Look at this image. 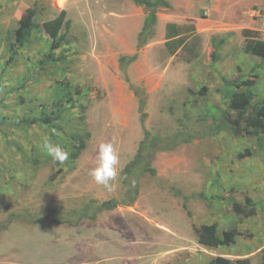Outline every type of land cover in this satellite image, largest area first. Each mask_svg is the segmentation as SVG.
<instances>
[{
  "label": "rangeland",
  "instance_id": "374dc122",
  "mask_svg": "<svg viewBox=\"0 0 264 264\" xmlns=\"http://www.w3.org/2000/svg\"><path fill=\"white\" fill-rule=\"evenodd\" d=\"M261 2L243 3L241 10L240 4H231L219 12L203 10L196 0L160 7L157 16L184 28L193 24L194 16L221 22L220 29L195 33V38L190 37L194 31L185 29L186 45L171 54L163 40V23L159 29L155 23L154 33L136 48L141 9L134 6L126 12L128 3L123 0H0V119L4 118L0 121V227L13 223L0 237V264H208L216 255L229 258L231 264H237L238 258L264 264V137L259 141L256 136L235 135L228 124L216 135L207 133L228 105L222 77L253 79L255 99L264 98V60L244 54L240 36L241 29L250 28L264 38ZM34 3L38 23L59 10H65L70 20L65 43L52 51L65 60L44 69L40 60L50 41L42 30L35 31L31 42L8 61L18 19ZM217 32L233 35L212 61L209 35ZM135 52L138 58L126 66L130 71L126 73L139 84L130 86L119 57ZM56 80L75 84L81 91L59 128L16 123L36 113L40 105L53 103ZM134 86L143 90V124L150 135L171 140L179 132L186 138L155 152L150 163L155 172L139 175L136 198L123 205L121 170L143 136ZM202 88L204 93L199 92ZM73 132L84 133L85 147L76 159L54 163L41 149L43 139L70 152ZM106 141L114 144L120 157V173L111 191L89 175L98 145ZM110 198L118 200L117 207L100 211L93 219H77V212L89 201L96 204ZM233 201L245 211L235 212ZM51 209L69 222L53 221L47 211ZM200 222H215L219 231L236 228L241 234L229 246L206 247L198 243L192 228ZM70 226L83 231L82 227L85 233L70 234ZM100 226L108 229L107 241L104 236L101 240L104 254L91 249L89 241L87 252H82L88 234H95ZM56 247L63 250L62 258L52 257Z\"/></svg>",
  "mask_w": 264,
  "mask_h": 264
},
{
  "label": "trees",
  "instance_id": "16d2710c",
  "mask_svg": "<svg viewBox=\"0 0 264 264\" xmlns=\"http://www.w3.org/2000/svg\"><path fill=\"white\" fill-rule=\"evenodd\" d=\"M134 4L140 5L144 8L146 14L142 27L137 34V48H140L148 38L154 33V25L157 19L156 12L160 7H169V2L167 0H132ZM37 14V7L35 3L27 7L20 15L17 26L13 32V45L11 48V54L8 61L15 58V53L18 48L27 45L31 42L32 34L35 31L42 30L43 34L49 39L48 51L44 53V58L40 60V67L44 69L45 66H51L55 61H64L65 57L59 55L55 56L52 51L54 49L60 48L64 43V33L70 24V20L66 18L65 10H60L57 15L53 18L43 20L41 23L35 21V16ZM172 27L167 33V37L176 36L172 39L174 41V46H168L170 48L171 54L184 42V37L181 36L179 29L175 24H168ZM242 36L244 37V43L242 50L249 52L253 55H257L261 59H264V40L258 37V32L249 28H244L242 30ZM212 37V44L215 46V37ZM169 43V42H168ZM169 45V44H168ZM175 47V48H174ZM184 45L182 46V48ZM136 55L130 56H120L119 64L120 68L123 69L128 63L135 59ZM215 58V55H212ZM227 91L226 96H228V105L225 109L221 110V116L209 125L207 133L208 135H216L220 130L224 129L225 124L229 125L230 130L235 135L240 136H256L259 140L264 137V98L260 100L255 99V92L253 90V85L255 81L248 78H227L222 77ZM58 82V83H57ZM70 83V82H69ZM67 82H62V80H56L53 84V90L56 98H54L53 103L48 105H40L36 113H32L30 116H25L21 120H16V123H23L27 126L33 124H39L47 126L50 128H59V125L64 122L65 112L75 106V102L78 98L76 95H80L79 88L75 89V84ZM69 85V86H67ZM137 92V90H136ZM200 93L205 92V88H202ZM142 95V93H140ZM145 100L139 97L138 109L141 113L140 123L143 128V136L139 141L135 155L133 158L125 163L121 173L123 175V184L125 186V192L120 203L123 205H130L137 196L138 193V177L144 172H149L153 174L155 169L150 166L151 160L155 152L159 150L168 149L174 147L181 139L180 133H176L170 137L171 140L167 138H162L160 136H151L150 132L144 127V117L146 112L144 110ZM4 120V118L0 119ZM181 132V131H180ZM72 140V149L70 150L71 159H76L81 153L82 149L85 147V136L84 133L73 132L69 135ZM187 140V139H186ZM148 141V142H147ZM260 141V140H259ZM147 142V143H146ZM260 145V143H258ZM144 154V152H146ZM248 151V150H247ZM246 151V152H247ZM40 159V158H39ZM41 160V159H40ZM139 172V173H138ZM249 200V198H246ZM94 201V200H93ZM89 201L77 212L78 217H87L93 219L95 215L103 210H109L118 205V200L114 198L103 200L99 203H93ZM233 207L235 212L243 213L245 208L240 206L236 201H233ZM50 211L52 215L51 218L55 222H69L66 217L57 216L58 213L55 210ZM60 214V213H59ZM48 214L39 216L38 219H44ZM22 220V217L20 218ZM7 222H11V218H7ZM6 226L0 227V232L5 229ZM193 229L197 236V241L206 247H218L220 245L229 246L233 244L236 240V235L241 233L236 228L222 229L219 231L218 225L215 222L202 223L200 225H194ZM237 264H248V258H238L235 260ZM232 261L222 255H216L208 264H231Z\"/></svg>",
  "mask_w": 264,
  "mask_h": 264
},
{
  "label": "crops",
  "instance_id": "0c3cea01",
  "mask_svg": "<svg viewBox=\"0 0 264 264\" xmlns=\"http://www.w3.org/2000/svg\"><path fill=\"white\" fill-rule=\"evenodd\" d=\"M119 1V0H118ZM123 1H126V3H128V7H126V8H124L125 9V11L126 12H129V13H131L134 9H133V7L135 6V7H140V9H141V19H140V25H139V30H137V32H139L140 31V29H141V27H142V24H143V21H144V17H145V14H146V12H145V10H144V8L142 7V6H140V5H136V4H134V2L132 1V0H123ZM168 2H169V4H171V2H172V4H175V1L176 0H167ZM171 1V2H170ZM254 1H258V0H196V3L197 4H199L200 5V7L204 10V9H207V10H209V11H214V10H216L215 12H219V11H223L224 9H226V8H228V7H231V4L232 5H235V4H240V7H239V9L241 10L242 9V5H243V3H245L246 5L247 4H252V3H254ZM260 2H261V0H259ZM264 4V0H262V2H261V4ZM168 8V7H167ZM198 10H200V9H198ZM60 11V10H59ZM165 13V12H164ZM167 14H169V13H167ZM125 15V14H124ZM127 15H129V14H127ZM156 15H157V12H156ZM170 21V22H169ZM172 20L170 19V20H166V21H164V20H162L161 18H160V16L158 15L157 16V19H156V26H157V28L159 29V27H161V23H163L164 24V26L165 27H163V29H164V34H163V40H165V43H166V46H174V41H171L172 39H174V38H176V36H173V37H167V33H169V30L172 28V27H170V26H168V24H175L176 26H177V28L179 29V32L181 33V36H182V34H183V32L185 31V29L186 30H188V31H190V32H192V31H194V33L192 34V35H190V37H196V35L197 34H195V33H199V32H204V31H206V32H208V31H212L213 32V30H215V28H217L218 27V29H220L219 28V25H220V23L221 22H217V21H211V20H207V21H204V19H201L199 16H194L193 18H192V23L193 24H189V26L188 25H186V27L184 28V27H182V25L181 24H178L177 22H171ZM212 29V30H211ZM244 29V28H243ZM243 29H241L240 30V36L242 37V39H243V43H244V37L242 36V30ZM250 29V28H249ZM253 30V29H252ZM229 32H217V33H211V35H209V40H210V44H211V51H210V59L212 60V61H215L216 60V54H218L219 53V51H220V49H221V47H222V45L226 42V40H229V38H230V36L231 35H233V32H232V34L231 35H229L228 34ZM228 35H229V37H228ZM211 36H214L216 39H215V46H213V44H212V37ZM261 38V37H260ZM262 40H264V38H261ZM187 38L186 39H184V42L178 47V48H182V46L184 45H186V43H187ZM169 42V43H168ZM169 44V45H168ZM243 46V45H242ZM137 48V47H136ZM175 48V47H174ZM177 48V49H178ZM176 49V50H177ZM243 51V50H242ZM243 53L244 54H246V55H253V54H251V53H249V52H245V51H243ZM215 55V58H213L212 57V55ZM125 56H130V55H128V54H124ZM124 55H121V56H124ZM132 55H136L135 56V59L133 60V61H131L130 63H128L127 65H129V67H131V65H133L132 63H135V61L137 60V58H138V56H137V52H135L134 54H132ZM256 55V54H255ZM255 55H253V56H255ZM257 56V55H256ZM258 57V56H257ZM120 58V57H119ZM264 60V59H263ZM120 65V64H119ZM126 65V66H127ZM126 66L123 68V69H121V72L123 73V75H124V79L126 80V82H128L129 84H130V86H131V83H133V84H135L134 82H136V83H138L139 81L137 80V79H135V78H133V76H132V80H129V76H128V74L126 73ZM128 67V66H127ZM128 73L130 72V71H127ZM130 76H131V73H130ZM139 84V83H138ZM129 86V85H128ZM136 86V85H135ZM135 86L133 87V93H135V94H137V92H139V97H140V93H142V96L144 97V95H143V90L141 89V88H135ZM130 89H132V88H130ZM136 90H137V92H136ZM134 95V94H133ZM145 98V97H144ZM138 106H139V101H138ZM138 111H139V109H138ZM140 112V111H139ZM139 121H140V117H139ZM123 168V167H122ZM131 205V204H130ZM118 206V205H117ZM116 206V207H117ZM115 208V207H114ZM203 222H200L199 224H193L192 225V228H193V226L194 225H200V224H202ZM208 223H211V222H208ZM13 227V223H10L5 229H3L1 232H0V237L3 235V233H7L11 228ZM78 227L79 226H70V227H68L70 230H72V232H70V234H72L75 230L77 231V234H79V233H83V231H84V233H85V229L84 228H82V227H80V229H83V231H81V230H79L78 229ZM102 229H105L104 230V232L102 231ZM218 229H219V227H218ZM107 228L105 227L104 228V226H100L99 227V229L97 230V232L94 234V233H92V234H88L89 236H90V238L87 240L86 239V243L84 242L83 244H84V248L82 247V252H84V251H86L87 252V247H86V245H87V241H89V243H90V247H91V249H93L94 251H97V252H99V251H102L103 252V254H104V249L106 248V246L101 242V240H102V236H104V239H105V241H107V235H106V233H105V231L107 232ZM194 230V229H193ZM196 234V233H195ZM94 235H95V237L97 236V239H95V246H92L93 245V238H95L94 237ZM10 236H11V233L9 232V234H8V236H7V239H9L10 238ZM199 243V242H198ZM221 246V245H220ZM93 247V248H92ZM54 251H56V253L55 254H53V258L54 257H58V258H62V256H59V255H61V252L63 251L62 249H57V247H56V249L54 250ZM51 254V253H50Z\"/></svg>",
  "mask_w": 264,
  "mask_h": 264
},
{
  "label": "clouds",
  "instance_id": "9594fccd",
  "mask_svg": "<svg viewBox=\"0 0 264 264\" xmlns=\"http://www.w3.org/2000/svg\"><path fill=\"white\" fill-rule=\"evenodd\" d=\"M42 151L49 156L54 163L65 164L70 159V152L60 144L53 143L45 137L41 143ZM120 157L117 148L111 141L98 145L95 166L89 170V175L94 182L105 189L112 190V182L120 173Z\"/></svg>",
  "mask_w": 264,
  "mask_h": 264
},
{
  "label": "built area",
  "instance_id": "2783aa9c",
  "mask_svg": "<svg viewBox=\"0 0 264 264\" xmlns=\"http://www.w3.org/2000/svg\"><path fill=\"white\" fill-rule=\"evenodd\" d=\"M253 13H254V10L252 11V15H253Z\"/></svg>",
  "mask_w": 264,
  "mask_h": 264
}]
</instances>
